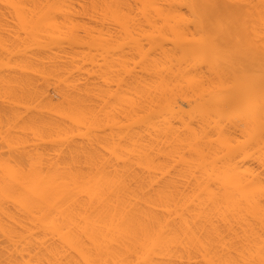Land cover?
<instances>
[{
    "label": "bare ground",
    "instance_id": "obj_1",
    "mask_svg": "<svg viewBox=\"0 0 264 264\" xmlns=\"http://www.w3.org/2000/svg\"><path fill=\"white\" fill-rule=\"evenodd\" d=\"M0 264H264V0H0Z\"/></svg>",
    "mask_w": 264,
    "mask_h": 264
}]
</instances>
